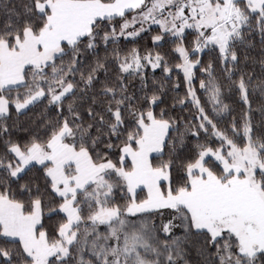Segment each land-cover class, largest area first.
<instances>
[{
	"label": "snow or ice",
	"instance_id": "6c2138e0",
	"mask_svg": "<svg viewBox=\"0 0 264 264\" xmlns=\"http://www.w3.org/2000/svg\"><path fill=\"white\" fill-rule=\"evenodd\" d=\"M0 264H264V0H0Z\"/></svg>",
	"mask_w": 264,
	"mask_h": 264
},
{
	"label": "trees",
	"instance_id": "16d2710c",
	"mask_svg": "<svg viewBox=\"0 0 264 264\" xmlns=\"http://www.w3.org/2000/svg\"><path fill=\"white\" fill-rule=\"evenodd\" d=\"M129 46H131V45H129ZM257 52H258V49H257ZM159 75H160V73H159V71H157V76H159ZM256 100H257V102L259 101V96H257ZM239 107H240V105L237 104V109H239Z\"/></svg>",
	"mask_w": 264,
	"mask_h": 264
}]
</instances>
